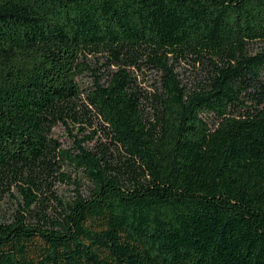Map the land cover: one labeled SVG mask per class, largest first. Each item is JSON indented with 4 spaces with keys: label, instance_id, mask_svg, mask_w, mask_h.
I'll use <instances>...</instances> for the list:
<instances>
[{
    "label": "trees",
    "instance_id": "obj_1",
    "mask_svg": "<svg viewBox=\"0 0 264 264\" xmlns=\"http://www.w3.org/2000/svg\"><path fill=\"white\" fill-rule=\"evenodd\" d=\"M254 42L264 0H0V206L17 202L0 264H264ZM89 56L115 70L101 81ZM188 58L206 69L192 88L175 67Z\"/></svg>",
    "mask_w": 264,
    "mask_h": 264
},
{
    "label": "rangeland",
    "instance_id": "obj_2",
    "mask_svg": "<svg viewBox=\"0 0 264 264\" xmlns=\"http://www.w3.org/2000/svg\"><path fill=\"white\" fill-rule=\"evenodd\" d=\"M263 44L261 42H254L249 45V52L250 54H255L256 52H259L263 49ZM89 65L94 68L93 71L98 69L99 73L101 74V81L105 78L106 75L104 73L106 71H112L115 70L113 66L106 67L105 66V59L102 56H89L87 58ZM176 71L179 73V77L182 79V81L188 86V87H194L196 84H198L199 81L202 83L206 82L207 79H205L206 76V69L203 67L200 63H194L191 59L181 60L177 62L176 64ZM134 75L136 77L138 85L142 88L144 91H150L153 88L154 82L157 80V73L154 69H147L144 68V70L141 72L139 70H134ZM96 77V76H95ZM94 80V76L91 74V72L87 71L80 76H78L77 81L78 84L82 90L81 94V100L85 102V95L92 87ZM77 127L75 126L73 128L72 132H75V129ZM52 135L55 137H58L62 144L64 146H70L72 141L70 140V136L68 135L67 128L59 124L52 130ZM85 133H88V131H85ZM82 135L79 134V137ZM98 136H102V132L98 133ZM71 176L74 177L76 173L71 172ZM80 190L82 194H85L86 191L91 187V183L89 180L86 179L83 175H80ZM55 190L57 191L58 195H60L63 199L70 200L73 198L74 190L73 186L64 184L62 182H57L55 184ZM17 202L15 198H12V205L10 203H4L0 206V220H3L7 215H9V212L12 210V213L14 209L16 208ZM12 208V209H11ZM5 215V217H3Z\"/></svg>",
    "mask_w": 264,
    "mask_h": 264
}]
</instances>
